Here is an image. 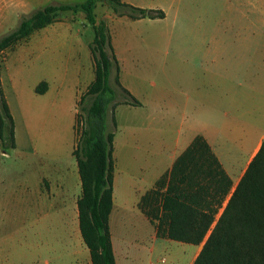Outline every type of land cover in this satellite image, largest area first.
<instances>
[{"label": "rangeland", "instance_id": "1", "mask_svg": "<svg viewBox=\"0 0 264 264\" xmlns=\"http://www.w3.org/2000/svg\"><path fill=\"white\" fill-rule=\"evenodd\" d=\"M84 1L11 0V9H8L7 16L11 15L12 19L6 28L3 27L4 23L0 25V39L14 31L24 18L38 9L47 5L75 4ZM130 2L131 5L141 8L162 9L166 13V18L133 20L128 16L119 17L106 0L100 2L95 11L98 23L105 21L109 26L113 48L115 46L120 57L127 61L125 78L136 93V99L141 103L140 106L133 107L119 106L116 118L120 122V127L115 129L110 121V129L115 132L113 153L115 164L122 151L125 152L123 154L125 159L128 157L137 159L136 155H140L133 145L135 138L132 135L134 130L132 126L135 123L136 138H139L137 132H140L144 136V141L147 140L145 136L150 135L151 138L155 136L160 141L163 139L168 145L170 139L171 141L173 139L174 143L179 133L182 135L187 133L184 130V98L196 91V85L192 87L187 81L201 74L204 55L202 47L205 44L222 45L220 59L227 62L236 60L238 67L241 68L245 63L251 64V61L254 66L258 64L261 52L233 50V46L245 49V46L264 44V0H130ZM93 39V29L86 25L82 13L63 12L56 22L1 54L2 89L16 115L20 147L5 153L0 146V264H45L50 260L51 253L57 251L62 256L54 262L51 261V264H83L86 260L82 254L72 255V250L76 247H71L67 239L68 234L74 233V228L68 233L67 226L61 224L62 218L61 221L51 219L52 211L29 210L28 205L20 204L16 200L23 195L21 190L25 186L33 185L34 175L37 173V164L34 162L39 163L38 158H41L40 155L32 157V154H29L31 153L29 124L36 130L35 134H41L44 130V123L36 113L38 103L33 96V98L29 96V91L41 82H47V79L56 80L51 76L53 52L59 55L58 58L55 57V62L60 64L62 77L57 83L67 85L74 81L73 72L77 70L82 76L78 81L75 80V85L84 84L85 73L91 71V62L93 64L89 50V44ZM91 74L93 76L94 68ZM114 77L113 70L111 83ZM17 94L23 96L25 104L18 103ZM154 97L157 103L162 106L169 105L173 109L171 137L170 132H165L168 129L165 116L151 115L148 109L140 108L143 104L150 105L148 101ZM29 110L34 117L25 121L23 116ZM63 128L64 122L62 130ZM74 141L75 133L70 124L68 136L62 131L60 144L47 155L55 157L59 167L65 166L63 173H68L69 168L71 171L76 169L79 176L76 160L71 152ZM37 150L43 152L41 147H37ZM158 150L160 151L159 147ZM140 165L143 171H139L138 178L142 179L155 163ZM136 170L138 171V168ZM170 171L171 169H168L164 172L150 191L156 189L157 183ZM123 180H127L126 175H123ZM134 183L131 184V189L138 191L142 184L138 181ZM28 190V196H31L34 190L32 187ZM76 193L77 190L70 189V194L60 197L70 198L71 204L74 202L71 198ZM61 198L59 201L63 203ZM138 207L144 214L140 202ZM145 207L147 210L152 208L150 202ZM121 213L118 212L115 216ZM128 214L131 216L130 219L127 218L126 222L124 219L125 223L119 225V229L125 230L128 237L137 235L143 239L147 238L145 241L147 244L150 235L157 230L156 223L152 225L146 223L136 212L130 211ZM68 215L71 220V209ZM120 219L121 217L119 218L121 222ZM70 238L74 241L73 236ZM73 245L75 246V243ZM84 246L89 254L88 248L85 244ZM154 263L173 262L168 254L161 253L156 255Z\"/></svg>", "mask_w": 264, "mask_h": 264}, {"label": "trees", "instance_id": "2", "mask_svg": "<svg viewBox=\"0 0 264 264\" xmlns=\"http://www.w3.org/2000/svg\"><path fill=\"white\" fill-rule=\"evenodd\" d=\"M106 1L119 17L140 20L166 16L161 9L141 8L121 0ZM100 2L104 0L38 9L0 39V57L4 51L56 22L63 12L82 13L86 25L93 29L89 50L94 80L77 103L74 124L77 138L72 155L81 181V196L77 201L79 228L92 264H116L109 226L115 174V132L110 129V121L116 129L117 107L141 103L120 82V63L109 26L105 21H97L95 11ZM113 70L115 77L111 83ZM1 83L0 70V146L7 153L16 149V131ZM47 89L48 83L43 81L35 92L44 94ZM157 184L156 189L141 198L140 207L156 223L158 235L203 245L193 264H264V144L233 191L231 179L200 135ZM149 202L152 208L147 210L145 206Z\"/></svg>", "mask_w": 264, "mask_h": 264}, {"label": "crops", "instance_id": "3", "mask_svg": "<svg viewBox=\"0 0 264 264\" xmlns=\"http://www.w3.org/2000/svg\"><path fill=\"white\" fill-rule=\"evenodd\" d=\"M10 1L0 0V21H2L0 25L4 23L3 27H7V23L9 24L12 19L11 15L7 16V13H9L8 9H11ZM121 1L127 4L131 3L130 0ZM233 47V50L259 51L261 52V60L255 66L251 61V64L245 63L244 67L241 68L238 67L236 60L227 62L220 59L219 52L223 50L222 45L205 44L202 47L204 55L201 64V74L187 81L192 87L196 85L195 93H191L184 98V130L187 133L183 135L179 133L174 139V143L173 139L172 141L170 139L169 144L166 145L163 139L160 141L155 136L151 138L150 135L145 136L147 140L144 141V136L140 132H137L139 138H136L137 124L135 123L132 126L134 128L132 135L135 138L133 145L136 146L140 155H136L137 159H129V157L125 159L123 157L125 152L122 151V155L119 157L122 160H116L115 164L113 183L114 207L109 222L116 264H155L154 258L161 253L168 254L172 258V264H184L186 262L187 264H193L196 260L202 249V244L191 245L174 241L168 237L158 235L157 230L153 231L149 237L150 241L146 244L147 238L143 239L137 235L128 237L129 235H126L125 230L119 229V225L125 223L127 218L131 217L128 214L130 211L138 213L146 223L152 225V222L138 207L140 199L154 188L157 180L164 172L172 169L176 159L187 149L196 136L204 137L211 147L233 183L232 191L244 176L261 145L264 144V44L245 46V49H237L236 45ZM114 48L120 63V82L137 98L136 93L128 85V80L125 78V72L128 69L126 66L127 61L120 57L121 55L115 46ZM51 55L53 70L51 76L56 80L49 81L47 79L48 89L44 94L36 93L35 87L32 89L33 92L32 90L29 91V96L31 98L34 97L35 102L39 106L36 111L37 117L44 123V130L41 134H35L36 130H33L32 125L29 124L28 135L31 148V153L29 154H32V157L40 155L41 158H38L40 160L39 163L34 162L37 164V173L34 175L33 185L25 186L21 190L23 195L16 202L28 205L29 210L52 211L53 217L51 219L54 218L61 221L62 218L61 224L67 226L68 233H71L72 228L75 229L72 235L68 234L69 237L67 239L71 247H76L75 250H72V255L78 256L82 254L86 257L83 264H92L90 252L89 254L86 252L79 228L77 201L81 196L80 176H77L76 169L71 171L69 168L68 173H63L65 166L64 168L62 166L59 167L56 158L47 154L60 144L62 131L68 136L70 124L75 133V141L71 151L73 153L77 138L74 130L77 103L94 80V74L93 76L91 74L93 64L91 62V71L85 73L86 81L84 84L75 85V80L78 81L82 76V73L77 70L73 72L72 79L74 81H70L67 85L65 83L59 84L57 82L62 78L60 64L55 62V57L58 58L59 55H56V52ZM63 78L65 77L63 76ZM17 97L18 103L21 105L25 104L21 94H17ZM6 98L15 120L17 145L15 150H17L20 147L18 123L8 97ZM148 102L150 105L143 104L140 108L148 109L151 115L165 116V122L167 121L166 128H168L165 132H170L171 137L173 109L169 105L165 104L162 106L157 103L155 97ZM117 109L116 112L118 111ZM27 112L23 116L25 121H29L30 118L34 117L30 110ZM62 122H64L63 130ZM118 122L117 120V127H120V122ZM141 124L144 126L143 122ZM167 146L169 147L167 148ZM37 147H41L43 152H39ZM158 153L160 154L158 155ZM151 162L155 163V166L142 179H139V171L142 170L140 164ZM137 168L138 171L136 170ZM123 175L127 176V180H123ZM129 180L131 182H127ZM137 181L142 184L138 191L131 189V184L133 185ZM30 187L34 191L31 196H28ZM70 189L78 192L71 198L74 201L71 204L69 203L70 198L62 199L60 197L70 194ZM59 197L64 201L63 203H60ZM69 209H71V220L68 217ZM222 211L223 209L220 210L217 218ZM118 212L123 214L121 213V215L116 217L115 215ZM120 217L121 222L119 221ZM129 222L131 223V221ZM70 236L74 237V241ZM73 243H75V246ZM59 253L58 251L51 253L50 260L46 261L45 264H51V261L54 262L59 259L58 257L62 256Z\"/></svg>", "mask_w": 264, "mask_h": 264}]
</instances>
